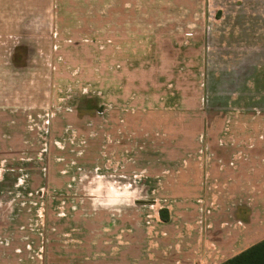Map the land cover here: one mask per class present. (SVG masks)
Segmentation results:
<instances>
[{
  "label": "rangeland",
  "instance_id": "1",
  "mask_svg": "<svg viewBox=\"0 0 264 264\" xmlns=\"http://www.w3.org/2000/svg\"><path fill=\"white\" fill-rule=\"evenodd\" d=\"M70 3L63 31L45 12L40 31L18 30L23 16L0 29V264H133L163 217L209 216L214 110L264 59L262 0H142L136 47L73 37ZM258 193L247 205L263 214Z\"/></svg>",
  "mask_w": 264,
  "mask_h": 264
},
{
  "label": "crops",
  "instance_id": "2",
  "mask_svg": "<svg viewBox=\"0 0 264 264\" xmlns=\"http://www.w3.org/2000/svg\"><path fill=\"white\" fill-rule=\"evenodd\" d=\"M29 1L31 0H0V29L15 24L16 22L10 21H14L16 16H23L18 30L40 31L42 24L33 22H39V15L44 16L47 13L50 17L53 16L54 29L63 31V25L67 24L66 14L57 9L58 3L62 0H53L52 7L48 10L38 8L40 1L33 0L32 5L37 6L33 11L26 7L27 4L30 6ZM70 1L71 8L76 10L74 13L76 23L70 29L71 32H75L73 37L82 32L100 30L118 33L117 36L110 33L104 36L132 42L135 47L136 41H141L138 38L141 37L143 28L142 0H117L116 8L112 9L111 0ZM252 10L256 11L254 8ZM256 13L264 14V9ZM252 15L256 16L255 13ZM138 56L140 58L141 54ZM126 61L130 63L128 59ZM124 65L121 70L130 73L126 62ZM263 65L264 59L261 58L258 68L246 75L248 83L240 84L239 89L235 91L230 90L224 96L229 99V103L224 106L216 105L214 110L215 116L219 114V119H215L214 134L210 135L214 138L215 144V163L210 170L215 182L217 181L215 185L217 187L211 188L208 192L213 190L220 195L218 201L214 202L213 212L209 210L207 213L209 216L201 215V212L196 215L189 209L199 205L197 206L191 199L181 202L180 207L184 210L189 208V211L181 218L170 215L166 221L161 219L156 224V238H151L147 242L152 245L150 255L142 252L143 245L147 244L143 240L144 243L140 242L141 254L135 251L133 264H224L264 240V213L254 212L247 205L248 193L253 192L254 195L255 190L260 192V195L259 193L256 195L257 200H264V184L259 178L264 174ZM249 83H252V87ZM242 89L245 91L247 104H242L245 107L239 110L241 93L238 91ZM226 128L229 137L225 135ZM227 138L230 142L224 145ZM208 139L209 136L204 137L203 142H208ZM254 176L258 177L255 184ZM199 191L200 193L204 191L202 183ZM203 203L204 208L210 206L209 202ZM121 264L130 263L124 260Z\"/></svg>",
  "mask_w": 264,
  "mask_h": 264
},
{
  "label": "trees",
  "instance_id": "3",
  "mask_svg": "<svg viewBox=\"0 0 264 264\" xmlns=\"http://www.w3.org/2000/svg\"><path fill=\"white\" fill-rule=\"evenodd\" d=\"M163 217L162 220H167ZM224 264H264V240L228 260Z\"/></svg>",
  "mask_w": 264,
  "mask_h": 264
}]
</instances>
